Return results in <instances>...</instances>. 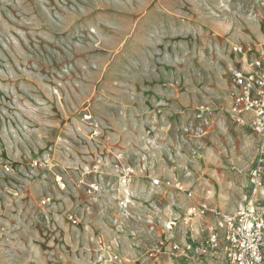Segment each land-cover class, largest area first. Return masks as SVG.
<instances>
[{
	"label": "rangeland",
	"instance_id": "1",
	"mask_svg": "<svg viewBox=\"0 0 264 264\" xmlns=\"http://www.w3.org/2000/svg\"><path fill=\"white\" fill-rule=\"evenodd\" d=\"M254 61L264 0H0V264H231L189 209L264 219Z\"/></svg>",
	"mask_w": 264,
	"mask_h": 264
},
{
	"label": "built area",
	"instance_id": "2",
	"mask_svg": "<svg viewBox=\"0 0 264 264\" xmlns=\"http://www.w3.org/2000/svg\"><path fill=\"white\" fill-rule=\"evenodd\" d=\"M248 66L246 72L234 70L231 73L232 111L238 123H244L243 117L249 114L253 131L264 140V70L259 69V61L249 62ZM189 211L191 214H211L216 218L215 225L209 227L207 245L201 248V254L214 255L218 246L219 228L223 231L231 264H264V219L255 217L251 211L226 213L207 207L206 204ZM67 219L73 225L77 224L73 214H68Z\"/></svg>",
	"mask_w": 264,
	"mask_h": 264
},
{
	"label": "crops",
	"instance_id": "3",
	"mask_svg": "<svg viewBox=\"0 0 264 264\" xmlns=\"http://www.w3.org/2000/svg\"><path fill=\"white\" fill-rule=\"evenodd\" d=\"M225 244H226V242H225ZM226 246H227V244H226ZM216 251H217V249H216ZM225 252H226V254H227V247H226V250H225ZM216 253V252H215ZM207 256V255H206ZM208 257V256H207Z\"/></svg>",
	"mask_w": 264,
	"mask_h": 264
},
{
	"label": "bare ground",
	"instance_id": "4",
	"mask_svg": "<svg viewBox=\"0 0 264 264\" xmlns=\"http://www.w3.org/2000/svg\"><path fill=\"white\" fill-rule=\"evenodd\" d=\"M262 68H263V70H264V64H263Z\"/></svg>",
	"mask_w": 264,
	"mask_h": 264
}]
</instances>
